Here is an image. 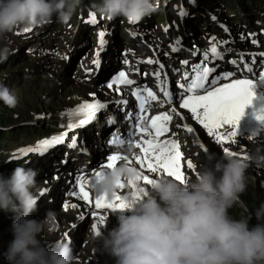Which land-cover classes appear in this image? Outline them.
<instances>
[{"label":"clouds","instance_id":"obj_1","mask_svg":"<svg viewBox=\"0 0 264 264\" xmlns=\"http://www.w3.org/2000/svg\"><path fill=\"white\" fill-rule=\"evenodd\" d=\"M80 0H0V62L14 54L9 34L18 27L25 32L52 22L68 23ZM95 12L111 20L123 17L135 24L156 11L154 0H100ZM0 101L15 107L17 97L0 83ZM129 144L127 152L133 151ZM215 161L214 163L212 161ZM245 160L222 153L216 159L207 154L194 173L180 182L160 175L141 192L131 207L120 210L117 226L104 234L92 227V240L102 239L104 249L116 258V264H264V204L251 215L232 217L229 209L240 201L247 187ZM38 171L17 166L10 177L0 175V210L15 215L11 227L13 239L5 253L9 264H74L70 239H57L47 248L42 233L56 231V215L49 209L36 219L39 186ZM141 173L127 159L101 178L102 194L111 198L121 182H137ZM245 211L247 208L245 206ZM106 227V225L104 226Z\"/></svg>","mask_w":264,"mask_h":264},{"label":"rangeland","instance_id":"obj_2","mask_svg":"<svg viewBox=\"0 0 264 264\" xmlns=\"http://www.w3.org/2000/svg\"><path fill=\"white\" fill-rule=\"evenodd\" d=\"M95 1L100 2V0ZM184 2L192 11L203 10L205 16L212 15L216 7V3H212L211 0H196L197 4H188L187 0H184ZM154 3L156 4V11L144 18L140 27L135 28L134 33L136 38L143 37L144 34L146 40L157 50L158 57L162 59L165 52L169 51V47L172 45L170 40L175 32L174 29L170 30L168 28L167 18L171 17L173 20H178V16L177 12L173 11L174 4L172 0H154ZM233 6L234 1L227 3V7L232 8ZM240 10L241 8H238L237 12ZM239 17L245 16L240 15ZM103 19H100L99 24L104 27ZM76 23L75 18L70 19L66 24L60 23L53 16L51 23L24 32L22 39H17L15 34H9L13 41L11 48L14 50V54L8 55L6 60L0 62V83L6 85L17 97V104L15 107H9L0 101V118L6 117L12 120L11 123L15 122L7 127L0 124L1 132L5 131L6 127L8 133L11 132L12 137L16 138L18 136L16 135L17 132L19 130L22 132L23 123H32L42 130L50 131L53 129V123L58 124L61 122L62 116L60 113L63 114L72 109L80 99L88 95L86 91L89 93V84L93 83H87L80 70H75V65L76 62H81L82 59L94 68V63H99L95 53L97 46L101 47L97 56H101L103 59L99 75H102L106 69L111 71L113 66L117 65L115 61L118 58V50L123 51L130 48L137 51L134 48L137 45L135 40L132 42L122 40L124 31L121 32L118 25L111 32V42L108 43V48L104 49L105 38L102 44L96 45L98 41L94 37L97 26L85 24V26L79 28L77 33H74ZM204 24L205 22L202 23V25ZM181 27L185 38L198 32L187 24L181 25ZM199 34L200 32H198ZM189 41L191 40L189 39ZM129 44H132V48ZM2 46L0 44V47ZM143 50H145V54L151 55L154 59L153 53L148 47ZM81 54L84 55L81 56ZM79 56H81V59H79ZM132 64L135 67L139 66L141 69L146 65L151 66L143 61L139 62L138 59ZM8 143L3 141L2 146ZM3 162H8V159L5 158ZM38 165L40 166L39 163ZM53 167H55V164L50 166V161H48L41 172L38 173L37 181L41 178L50 180L53 175ZM53 186L54 190L56 183ZM240 201L243 203H236L229 209L230 215L240 219L250 214L249 224L250 226L255 225L258 222L255 212L264 204V183L247 185L246 190L240 194ZM45 204L47 205V201L43 199L42 205L45 206ZM57 204L58 202H55L51 204V207L54 209ZM245 206L247 211H245ZM80 229L79 225L71 234V242L77 240V237L79 238ZM1 246L8 247V244H0ZM0 259L2 264L9 262L4 249H0Z\"/></svg>","mask_w":264,"mask_h":264},{"label":"snow or ice","instance_id":"obj_3","mask_svg":"<svg viewBox=\"0 0 264 264\" xmlns=\"http://www.w3.org/2000/svg\"><path fill=\"white\" fill-rule=\"evenodd\" d=\"M183 14V13H182ZM90 21L95 23V14H90ZM104 33H100L101 43H103ZM211 51L217 53V48L212 47ZM264 55V54H262ZM95 62V61H94ZM214 69H209L207 67L203 68L202 74L198 73L196 78L188 85L187 91L193 93L184 99L183 103L180 105L182 108L189 109L192 113L194 119L199 121L204 128L207 129L209 135H214L218 142H224L228 139H232L237 136V126L241 116L244 114L245 107L252 103L254 92L253 84L254 81L250 79H235L231 83L223 84L219 87H215L217 80L213 79L211 85L213 87L206 89V82L208 81V75ZM227 75H231L228 73ZM218 79V78H217ZM260 80H264V73L260 74ZM122 81L126 84H132L133 81L125 78V73H119L117 82ZM112 87V84H109ZM181 87H184L181 85ZM197 89H206L203 95L195 94ZM153 94L149 92V96ZM165 95H170V93L165 92ZM106 107L104 104L99 102L94 104H86L80 108L81 112L89 114V117L94 116L95 112L99 109ZM141 110H143V104H141ZM170 117L165 113L163 116H154L151 120V129L148 127H139V132L146 133L149 138L143 139L142 143H137L136 147L144 153L143 157H137V161L141 166L146 163L149 171L155 173L162 171L168 176L174 177L176 180L183 182V170L181 157L182 153L179 151V146L176 141L169 139H161L163 135L168 132L167 122ZM257 119L264 121V111L257 115ZM143 120V117H141ZM81 125L88 123L87 119H81L79 121ZM231 125L232 131L229 133L222 134L219 129L224 126ZM189 132L192 131L191 128L188 129ZM125 140L121 138H115L110 141L113 144L123 145ZM128 143H132L128 141ZM224 152L235 155L227 147L224 148ZM121 159H127L126 156H122L119 153H115L107 156V163L101 164L100 171H96L94 176H102L105 169L109 170L115 167V162ZM188 167H195L191 160L187 161ZM139 180H143L147 184H153L154 180L148 175L139 176ZM87 181L83 176L77 181L79 187L80 197L89 203H92L89 191L85 188V183ZM129 185L133 188L132 196L138 201L139 193L143 192L144 189L140 188L137 182H129ZM123 182L119 184V188H124ZM77 195V193H73ZM95 207L97 209L109 208L112 211L124 210L131 207L128 199L122 194L114 193L111 200L107 199L104 194H97L95 197ZM76 205H72L75 207ZM68 206L65 205V208ZM103 217H101V223H103ZM96 228V225H93Z\"/></svg>","mask_w":264,"mask_h":264},{"label":"bare ground","instance_id":"obj_4","mask_svg":"<svg viewBox=\"0 0 264 264\" xmlns=\"http://www.w3.org/2000/svg\"><path fill=\"white\" fill-rule=\"evenodd\" d=\"M97 3H98V1H96ZM87 9H89V10H92V11H94V9H93V7H91L90 5H88L87 6ZM112 35V34H111ZM98 41V40H97ZM108 41L107 40H105L104 41V49H107L108 48ZM110 44V43H109ZM96 45H99V42H97V44ZM83 48V47H82ZM100 46H97V48H96V58H97V60H98V62L101 64L102 63V61H103V59H102V57L101 56H97V54H98V52H99V50H100ZM73 67V66H72ZM130 117V119H134V117L132 116V115H130L129 116ZM53 187L54 186H52V190H53Z\"/></svg>","mask_w":264,"mask_h":264},{"label":"trees","instance_id":"obj_5","mask_svg":"<svg viewBox=\"0 0 264 264\" xmlns=\"http://www.w3.org/2000/svg\"><path fill=\"white\" fill-rule=\"evenodd\" d=\"M11 121H12L11 119L6 118V117H2V118H0V122H1L0 124H1V125H4V126H6V127H7L8 125H11V124L13 123V122L11 123ZM2 122H4V123H2ZM10 123H11V124H10ZM6 127H5V128H6ZM6 133H7L6 130L3 131V132L0 131V135H1V134L4 135V134H6Z\"/></svg>","mask_w":264,"mask_h":264}]
</instances>
